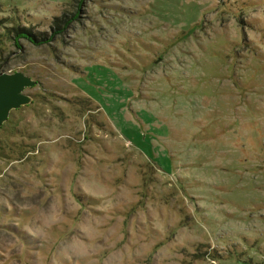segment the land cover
Wrapping results in <instances>:
<instances>
[{"label":"rangeland","instance_id":"1","mask_svg":"<svg viewBox=\"0 0 264 264\" xmlns=\"http://www.w3.org/2000/svg\"><path fill=\"white\" fill-rule=\"evenodd\" d=\"M0 72V264H264V0H0Z\"/></svg>","mask_w":264,"mask_h":264},{"label":"water","instance_id":"2","mask_svg":"<svg viewBox=\"0 0 264 264\" xmlns=\"http://www.w3.org/2000/svg\"><path fill=\"white\" fill-rule=\"evenodd\" d=\"M33 83L34 81L21 72H0V123L5 121L12 108L29 102L21 91Z\"/></svg>","mask_w":264,"mask_h":264},{"label":"trees","instance_id":"3","mask_svg":"<svg viewBox=\"0 0 264 264\" xmlns=\"http://www.w3.org/2000/svg\"><path fill=\"white\" fill-rule=\"evenodd\" d=\"M20 32H21V31H17V34H21ZM24 33H25V32H24ZM27 35H28V36H32V35L29 34V32L27 33ZM34 38H35V37H34ZM38 40H39V39H37V41H38ZM40 40L46 41V40H48V37H47V36H46V37H42Z\"/></svg>","mask_w":264,"mask_h":264}]
</instances>
